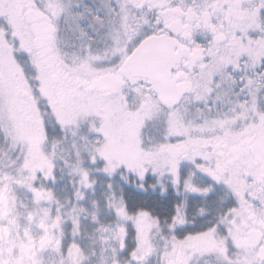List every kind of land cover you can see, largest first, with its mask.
I'll use <instances>...</instances> for the list:
<instances>
[{"label": "snow or ice", "instance_id": "snow-or-ice-1", "mask_svg": "<svg viewBox=\"0 0 264 264\" xmlns=\"http://www.w3.org/2000/svg\"><path fill=\"white\" fill-rule=\"evenodd\" d=\"M0 264H264V0H0Z\"/></svg>", "mask_w": 264, "mask_h": 264}]
</instances>
